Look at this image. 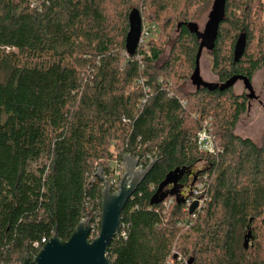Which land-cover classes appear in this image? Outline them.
Listing matches in <instances>:
<instances>
[{
  "label": "trees",
  "instance_id": "obj_1",
  "mask_svg": "<svg viewBox=\"0 0 264 264\" xmlns=\"http://www.w3.org/2000/svg\"><path fill=\"white\" fill-rule=\"evenodd\" d=\"M210 2L0 0V264L34 258L54 234L68 240L86 216L96 238L97 172L114 192L124 155L153 164L121 212L111 264H264V137L234 133L246 96L184 90L198 48L185 24ZM132 9L177 30L164 60L154 37L127 54ZM210 55L219 82L252 80L264 64L262 0H226ZM204 126L219 147L210 154L197 149ZM192 189L205 200L190 214Z\"/></svg>",
  "mask_w": 264,
  "mask_h": 264
},
{
  "label": "water",
  "instance_id": "obj_2",
  "mask_svg": "<svg viewBox=\"0 0 264 264\" xmlns=\"http://www.w3.org/2000/svg\"><path fill=\"white\" fill-rule=\"evenodd\" d=\"M225 4L226 0L212 1L202 30L199 29L198 24L195 22L185 24L186 28L196 36L198 42L195 65L189 81L195 90L204 88L208 91H224L232 88L240 81L246 91L245 96L249 105L251 101L258 99V95L253 88L252 81L248 78L235 74L224 82H209L205 81L200 75L199 59L203 51L210 53L214 47L219 26L225 19ZM141 22L142 19L139 11L132 9L128 14V31L124 44L128 55H134L139 46ZM180 26L181 24L179 23L177 28H180ZM261 105L264 107L262 102ZM122 160L124 172L114 192L111 191L109 183L101 176V171L98 170L97 172L104 184L100 195L101 219L97 237L94 239L89 238L91 223L89 217L86 216L79 220L68 240L62 241L58 238L57 234H54L40 248L34 258L25 256L22 264H111L107 255V249L115 235L119 233L121 212L128 199L149 173L153 164V162H150L146 167L138 168V161L131 156L124 155ZM181 174L182 171L169 173L162 186L176 182ZM196 206L197 202L192 203L189 208L190 214L195 210ZM250 237L251 232L248 231L244 236V248H247V242Z\"/></svg>",
  "mask_w": 264,
  "mask_h": 264
},
{
  "label": "rangeland",
  "instance_id": "obj_3",
  "mask_svg": "<svg viewBox=\"0 0 264 264\" xmlns=\"http://www.w3.org/2000/svg\"><path fill=\"white\" fill-rule=\"evenodd\" d=\"M212 1L213 0H211L209 6H207L206 8L201 7L200 9L201 13L197 21L200 30H202L203 25L206 21V16L211 8ZM176 32L177 30L174 27L162 28L160 23L159 26L157 25V31L155 32L153 37L156 40L160 39L158 41L162 43L163 53L160 57L161 61L164 60L169 54L171 45L174 42L176 36ZM211 64L212 57L210 53L207 51H203L199 59L200 75L206 81L216 82L218 81V77L215 73L212 72ZM252 85L256 94H259L260 99L264 104V64L259 70L255 72L252 78ZM193 89L195 88L190 84V81L188 80L187 85L184 86V90L189 91ZM232 90L236 94L246 93L244 86L240 81L232 87ZM234 133L241 137L249 138L259 143L264 137V107L255 100L251 101L249 105L248 102H246V110L240 115ZM187 191L188 190L186 188H183L178 194L184 196L187 195ZM258 220L264 221V215L261 216ZM258 233L260 235L262 234L259 240L262 247L264 248V230H259ZM89 238H91L90 235ZM251 244V239H249V241L247 242V248Z\"/></svg>",
  "mask_w": 264,
  "mask_h": 264
},
{
  "label": "built area",
  "instance_id": "obj_4",
  "mask_svg": "<svg viewBox=\"0 0 264 264\" xmlns=\"http://www.w3.org/2000/svg\"><path fill=\"white\" fill-rule=\"evenodd\" d=\"M262 1L264 2V0H262ZM141 19H142V22H141V35H140V39H139V45L144 43L147 39L152 38L153 35L155 34V32L157 31V24L156 23L143 20L142 17H141ZM204 125H206V121H205ZM196 144H197L198 151L202 152V153H209L210 154V153H213V152L219 150V147L215 144L211 133L209 132V130L205 126L197 134ZM138 168H144V167L138 165ZM120 170L121 169L119 168V166H117L114 169V176H113L112 183L114 184V186L116 188H117V185L119 183L120 178L123 175L124 165L122 166L121 172H120ZM204 200H205V198L200 193L199 189H192L188 198L185 199L186 208H188V207L190 208L192 203L197 202L196 208L200 209ZM164 204H167V203H164ZM192 216L194 217V214H192ZM91 227H92V225H91ZM46 242H47V240L45 238H43L41 240L42 245L45 244ZM39 245H40L39 243H34L35 247H39ZM166 264H171V261H168Z\"/></svg>",
  "mask_w": 264,
  "mask_h": 264
},
{
  "label": "flooded vegetation",
  "instance_id": "obj_5",
  "mask_svg": "<svg viewBox=\"0 0 264 264\" xmlns=\"http://www.w3.org/2000/svg\"><path fill=\"white\" fill-rule=\"evenodd\" d=\"M255 101H257L260 105H261V99H260V96H259V94H258V99H256ZM261 101V102H260ZM263 103V102H262ZM262 106V105H261Z\"/></svg>",
  "mask_w": 264,
  "mask_h": 264
},
{
  "label": "crops",
  "instance_id": "obj_6",
  "mask_svg": "<svg viewBox=\"0 0 264 264\" xmlns=\"http://www.w3.org/2000/svg\"><path fill=\"white\" fill-rule=\"evenodd\" d=\"M206 81V80H205ZM252 81V80H251ZM209 82H212V81H209ZM258 95V94H257Z\"/></svg>",
  "mask_w": 264,
  "mask_h": 264
}]
</instances>
